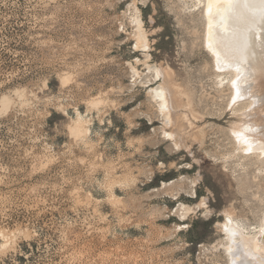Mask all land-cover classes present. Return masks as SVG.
<instances>
[{
  "label": "rangeland",
  "instance_id": "obj_1",
  "mask_svg": "<svg viewBox=\"0 0 264 264\" xmlns=\"http://www.w3.org/2000/svg\"><path fill=\"white\" fill-rule=\"evenodd\" d=\"M192 4L0 0V264H264V78L230 101Z\"/></svg>",
  "mask_w": 264,
  "mask_h": 264
},
{
  "label": "bare ground",
  "instance_id": "obj_2",
  "mask_svg": "<svg viewBox=\"0 0 264 264\" xmlns=\"http://www.w3.org/2000/svg\"><path fill=\"white\" fill-rule=\"evenodd\" d=\"M199 6H202V8H203L202 9V17H203L202 39H203L204 49H206L207 52L209 53L214 68L217 70V72H219V78H217V79H219V83H221L222 81H225V80L228 82V85H229L230 91H231L230 101L233 102L234 100L239 98V96L241 95V92L244 89H246L247 86L249 87L248 84L255 83L256 81L259 82L260 80H262L264 78V58H262V54H261L262 49L260 47L261 43L264 42V21H261L258 18L256 19L255 30H256V35L258 38L252 42L254 46L251 47L249 50L247 64L245 66H242L238 72L237 67L234 65H230L227 61H225L223 58V55H221V53L217 50L215 38L213 36V32L217 30L216 24H217L218 20L220 19V17H222L224 15V8L226 7V5L222 2L210 4L209 0H193L192 7L196 8ZM217 12H219V16H217V18L215 20L212 19V14L217 13ZM134 22L136 25L135 26L136 27L135 36H136V40H137L136 47L138 49L139 48H146L145 34L142 30L141 22L137 17L134 18ZM218 31L221 34H225L228 32V27L227 26H221L218 29ZM147 70L150 72L151 71L153 72L152 78L149 80V82H147V85H148L147 87H150V86L156 84L157 82H159L162 79L161 73H160L161 70L159 71L157 68L150 67V66H147ZM162 76H163V74H162ZM257 84H259V83H257ZM250 87H251V85H250ZM257 88H259V87H257ZM245 92L247 95L248 91H245ZM248 93L250 94V92H248ZM149 94H150L151 100L155 104L156 113H157L158 117H161V121H162L163 126L168 127L173 122V119H172L171 106H170V101L168 98L167 90L162 85L159 84L156 87L151 88ZM251 95H252V93H251ZM251 95H250V97L253 96V95L252 96ZM241 98H242V96H241ZM243 98H244V96H243ZM247 100H248V98H247ZM250 106H252V105H250ZM250 106H248V107H250ZM254 108H253V110L256 109V108L255 109ZM80 128L82 129V131H81L82 133L86 132V129L81 126L79 121H77L75 123L74 129L79 130ZM255 129H256V127H255ZM258 129H260V128H258ZM247 130H249V129L247 128ZM253 131H251L252 134H253ZM246 132H248V131H246ZM260 132H262V131H260ZM256 133L257 132L255 131V134ZM162 134L164 135V139L166 138L167 140L173 141L172 133L166 131L165 129H162ZM255 134H253V135H255ZM260 134L262 135V133H260ZM263 135H262V138L259 139L257 137L258 139L256 138V140L254 138H253L254 139L253 140V139H249V138L246 139L244 137L245 140L244 141L241 140L242 142L239 145L238 149L242 150V151L254 153L258 158L264 157V137H263ZM235 136H237V135H235ZM239 136L237 138V141L240 140ZM245 136L249 137L248 133H247V135L245 133ZM174 145H175L174 147H178V144H174ZM258 223H259L258 227H257L258 231H259L258 233L259 234L261 233V235H262V234H264V213H263L262 219ZM236 226L237 225L231 224V218H230V216L227 215L224 223L221 226L222 227L221 231L222 232L224 231L226 233V235L228 236V239L231 240L233 232H235V230L238 228V226L237 227ZM239 235H240V232H239ZM237 236H238V233H237ZM240 236L242 237V235H240ZM244 240L248 244V246H250V247L252 246L251 244H253V243H251V241L249 239H248V241H250V243H248V241H246V239H244ZM257 241H259V240H257ZM254 251H255V249H254ZM238 264H242L241 261Z\"/></svg>",
  "mask_w": 264,
  "mask_h": 264
},
{
  "label": "snow or ice",
  "instance_id": "obj_3",
  "mask_svg": "<svg viewBox=\"0 0 264 264\" xmlns=\"http://www.w3.org/2000/svg\"><path fill=\"white\" fill-rule=\"evenodd\" d=\"M224 3V15L216 24L213 36L217 50L223 55L225 61L239 69L248 61V54L253 41L257 39L256 19L264 21V0H209V3ZM219 12L212 14L216 19ZM227 26L228 32L221 34L218 29ZM262 58H264V42L260 45ZM227 49V50H226ZM264 244V240L261 241ZM238 255V252L235 253ZM243 264V262H242Z\"/></svg>",
  "mask_w": 264,
  "mask_h": 264
}]
</instances>
